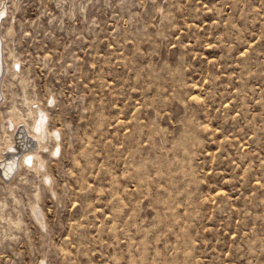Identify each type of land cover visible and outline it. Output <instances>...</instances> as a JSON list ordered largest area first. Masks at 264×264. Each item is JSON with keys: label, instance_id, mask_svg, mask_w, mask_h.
I'll return each mask as SVG.
<instances>
[{"label": "rangeland", "instance_id": "374dc122", "mask_svg": "<svg viewBox=\"0 0 264 264\" xmlns=\"http://www.w3.org/2000/svg\"><path fill=\"white\" fill-rule=\"evenodd\" d=\"M7 1L1 111L61 153L0 181V264H264V0Z\"/></svg>", "mask_w": 264, "mask_h": 264}, {"label": "bare ground", "instance_id": "6f19581e", "mask_svg": "<svg viewBox=\"0 0 264 264\" xmlns=\"http://www.w3.org/2000/svg\"><path fill=\"white\" fill-rule=\"evenodd\" d=\"M4 0H0V8L3 4ZM5 8L7 12V0H5ZM16 2V1H15ZM8 17V12L7 16ZM5 17V18H6ZM1 18V15H0ZM4 18V19H5ZM3 19V20H4ZM7 19V18H6ZM5 19V20H6ZM0 21V27L2 26ZM2 28V27H1ZM0 28V30H1ZM1 32V31H0ZM11 39H13V34L12 31L7 34ZM0 43H1V49H2V58L3 55L5 56V73L6 75L8 74H13L14 77L17 78V76L20 75L19 71V61L16 59L13 53H9L7 49H4L3 46V41L1 39V33H0ZM12 62V63H11ZM8 65V68H7ZM16 66L18 68H16ZM21 70V69H20ZM22 72V70H21ZM6 78V77H5ZM3 79V77H2ZM1 85V84H0ZM24 85V84H23ZM2 86L6 87V84H2ZM2 88V87H1ZM3 91V90H1ZM2 94V93H1ZM3 96V94H2ZM1 105V104H0ZM31 110V109H29ZM32 115H35V124L33 126H29V121L28 118H30ZM0 122L2 124L1 129H2V134L0 133V160L4 159L8 154L18 152L21 154L20 159L18 161V168L20 169L21 167H27L29 170L34 171L36 174H41L42 172L46 171V165H45V160L39 155L40 150H46L44 149L46 146H48L49 143H55L58 142V137L59 135L56 133H52L49 131L48 125V114L46 112L40 111L39 108H36L35 110H31L28 114L23 115L21 110H19L15 103L13 104L11 110H10V115L8 118H5L3 112L1 111L0 107ZM19 128H23L25 132H28L30 136H33L34 138L37 139L38 145L34 148H31L27 140L25 139V132H19L17 133V130ZM16 135V136H15ZM60 143H55L54 150L52 152L53 156H58L57 153L60 152ZM61 153V152H60ZM10 161L6 164L5 167L9 166ZM17 168V169H18ZM14 173L10 178H8L9 175H7L4 171L3 167H0V172L2 175H0V181H3L4 184L8 185L9 189L8 191L10 192V195L13 194L14 192V185L11 184L12 180L14 179L15 176L20 175V171ZM46 181H51V178L48 174H45L43 176ZM2 188V187H1ZM15 198V197H14ZM17 199L15 198V202ZM0 203L3 204V201L0 200ZM37 210V209H36ZM35 207L33 208V214L36 213ZM38 212V210H37ZM36 215V214H35ZM34 215V217H35ZM39 215H36V217ZM38 219V218H37ZM40 219V218H39ZM0 221H6L3 214H2V209L0 210ZM7 223V222H6ZM10 225H15L19 226L20 220L18 222L14 220H9ZM1 242V238H0Z\"/></svg>", "mask_w": 264, "mask_h": 264}, {"label": "water", "instance_id": "95a60500", "mask_svg": "<svg viewBox=\"0 0 264 264\" xmlns=\"http://www.w3.org/2000/svg\"><path fill=\"white\" fill-rule=\"evenodd\" d=\"M5 4H6V2H5V0H4L3 4H2V6H1L2 10L0 11V15H1V16H2V15L4 14V12L6 11ZM30 147H32V145H31Z\"/></svg>", "mask_w": 264, "mask_h": 264}]
</instances>
